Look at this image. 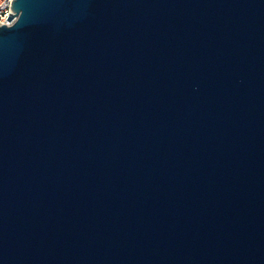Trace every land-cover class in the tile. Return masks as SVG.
I'll list each match as a JSON object with an SVG mask.
<instances>
[{
	"label": "water",
	"instance_id": "95a60500",
	"mask_svg": "<svg viewBox=\"0 0 264 264\" xmlns=\"http://www.w3.org/2000/svg\"><path fill=\"white\" fill-rule=\"evenodd\" d=\"M11 3L0 264H264V0Z\"/></svg>",
	"mask_w": 264,
	"mask_h": 264
},
{
	"label": "built area",
	"instance_id": "2783aa9c",
	"mask_svg": "<svg viewBox=\"0 0 264 264\" xmlns=\"http://www.w3.org/2000/svg\"><path fill=\"white\" fill-rule=\"evenodd\" d=\"M11 1L12 0H0V25H2V23L6 25L11 24V21L6 19L9 13H13L10 7L12 4Z\"/></svg>",
	"mask_w": 264,
	"mask_h": 264
}]
</instances>
